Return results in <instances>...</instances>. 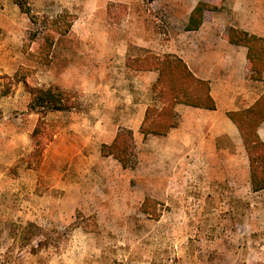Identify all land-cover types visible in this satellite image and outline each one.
<instances>
[{"label": "rangeland", "instance_id": "374dc122", "mask_svg": "<svg viewBox=\"0 0 264 264\" xmlns=\"http://www.w3.org/2000/svg\"><path fill=\"white\" fill-rule=\"evenodd\" d=\"M21 1L0 0V264H264L244 147L131 129L126 168L102 155L151 103L127 63L179 34L173 1ZM47 88L73 108L32 112Z\"/></svg>", "mask_w": 264, "mask_h": 264}, {"label": "crops", "instance_id": "0c3cea01", "mask_svg": "<svg viewBox=\"0 0 264 264\" xmlns=\"http://www.w3.org/2000/svg\"><path fill=\"white\" fill-rule=\"evenodd\" d=\"M172 1L182 26L179 27V34L173 36L162 50V55H156L179 59L194 78L205 82L214 108L176 104L173 113L179 119L161 138L170 140L177 136L187 137V142L211 144L213 150L219 153L225 151L220 145L228 143L236 151L243 152L241 136L228 114L251 107L263 95L264 82L251 79L247 48L229 42L228 34L235 30L264 38V0ZM199 4L205 6L200 24L188 30L191 16ZM144 73L151 76L152 87L158 79V73ZM150 94L151 103L141 109L137 124L128 130L139 132L146 110L152 106L158 109L162 107L151 90ZM257 135L264 143V122L259 125Z\"/></svg>", "mask_w": 264, "mask_h": 264}, {"label": "trees", "instance_id": "16d2710c", "mask_svg": "<svg viewBox=\"0 0 264 264\" xmlns=\"http://www.w3.org/2000/svg\"><path fill=\"white\" fill-rule=\"evenodd\" d=\"M21 10V0H11ZM151 1V0H149ZM205 8L199 4L194 10L188 30L197 28L200 24L202 11ZM228 41L247 48V62L251 79L264 82V38L249 36L240 31L231 30ZM128 66L135 65L139 71L158 73V79L152 86L151 92L162 104L146 110L140 132L144 135L165 136L176 125L173 108L176 104L213 109L214 103L208 94V85L194 78L186 65L179 59L165 55L146 53L143 57L130 61ZM29 109L42 113L69 111L73 103L66 97L65 92L57 88L31 89ZM237 127L247 155L250 171V184L253 191L264 189V143L257 135V129L264 122V93L248 109L228 114ZM132 133L125 130L119 133L110 145L102 146L103 156H112L123 168L128 164V152L132 150Z\"/></svg>", "mask_w": 264, "mask_h": 264}]
</instances>
